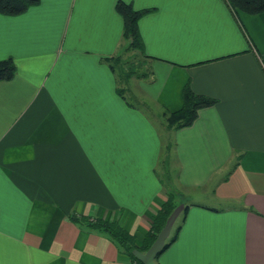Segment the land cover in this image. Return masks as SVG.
Here are the masks:
<instances>
[{
  "label": "crops",
  "instance_id": "0c3cea01",
  "mask_svg": "<svg viewBox=\"0 0 264 264\" xmlns=\"http://www.w3.org/2000/svg\"><path fill=\"white\" fill-rule=\"evenodd\" d=\"M124 1L155 9L138 22L152 75L125 96L109 59L125 48L118 0L0 14V60L17 66L0 82V264H136L70 216L116 220L142 245L168 192L190 206L157 264H264V12ZM187 84L218 102L169 129Z\"/></svg>",
  "mask_w": 264,
  "mask_h": 264
},
{
  "label": "trees",
  "instance_id": "16d2710c",
  "mask_svg": "<svg viewBox=\"0 0 264 264\" xmlns=\"http://www.w3.org/2000/svg\"><path fill=\"white\" fill-rule=\"evenodd\" d=\"M230 7L235 11H243L249 14L264 12V0H226ZM40 3V0H0V14L6 16H17L25 13L30 7ZM118 13L124 21L123 39L125 41L124 52L132 53V57L124 59L122 55L109 58L114 72H116L118 92L125 96L127 92L126 84L133 76L148 79L152 75L149 66L150 56L145 53L144 42L142 40L138 22L146 14L154 11V8L135 9L133 4L124 0H118L116 4ZM141 68L142 71H139ZM145 69V70H144ZM17 73V66L14 57L9 56L0 60V82L12 80ZM124 84L121 86V84ZM218 102L216 98L196 93L190 84L183 90V105L181 109L171 112L164 111L163 116L169 129L178 130L191 126L198 118L202 108L210 107ZM175 192H168L164 204L159 208L156 217L152 220L144 243L139 245L135 236L127 231L116 220L96 219L90 220L86 216L71 215L70 218L81 227L106 235L117 246L118 250L129 256L136 264H143L135 256L134 251H147L155 241L157 235L164 227L168 217L173 210L181 203L185 204L181 214V222L171 231L164 247L156 257L157 259L164 253L176 240L181 230L182 223L187 214L190 204L187 201L177 200Z\"/></svg>",
  "mask_w": 264,
  "mask_h": 264
},
{
  "label": "water",
  "instance_id": "95a60500",
  "mask_svg": "<svg viewBox=\"0 0 264 264\" xmlns=\"http://www.w3.org/2000/svg\"><path fill=\"white\" fill-rule=\"evenodd\" d=\"M185 204L181 203L179 204L171 213V215L168 217L164 227L157 235L155 241L152 243L150 248L143 252L140 250L134 251V256L143 264H157L156 263V257L162 250V248L165 245L166 240L169 238L171 231L173 229V226L181 214L182 210L184 209Z\"/></svg>",
  "mask_w": 264,
  "mask_h": 264
},
{
  "label": "rangeland",
  "instance_id": "374dc122",
  "mask_svg": "<svg viewBox=\"0 0 264 264\" xmlns=\"http://www.w3.org/2000/svg\"><path fill=\"white\" fill-rule=\"evenodd\" d=\"M120 55L123 56L124 59H128L129 57H132V53H129V52H124L122 50V52H120ZM145 70V69H144ZM139 71H142L141 68H139ZM124 84L122 83L121 86H123ZM128 85V83L126 84ZM142 98H143V101H144V104L142 106H145V102L150 106L152 107V114H155V106L152 104H149L148 102V98L146 97V94L145 92L143 91L142 93ZM155 109V110H154ZM158 110V109H157ZM160 113H158L159 115ZM155 119L158 120L157 118V115H154ZM159 123L160 120H159ZM168 134V133H167ZM167 135L166 134H163V137H162V149H161V158H160V164L158 166V171H159V174H160V177L162 178V181L166 182L169 175L167 174L168 173V165H169V161L172 159L174 161V154H172V148H167ZM164 143V144H163ZM175 162V161H174ZM178 202H180V198H177ZM181 222V216L177 218L175 224H174V229L177 225H179Z\"/></svg>",
  "mask_w": 264,
  "mask_h": 264
}]
</instances>
